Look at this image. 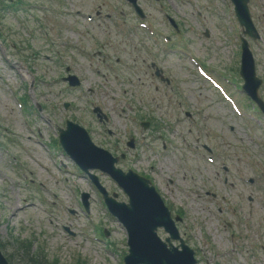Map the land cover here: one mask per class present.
Listing matches in <instances>:
<instances>
[{"label":"rangeland","instance_id":"374dc122","mask_svg":"<svg viewBox=\"0 0 264 264\" xmlns=\"http://www.w3.org/2000/svg\"><path fill=\"white\" fill-rule=\"evenodd\" d=\"M22 1L31 3V6L50 8L46 13L34 9L32 16L23 14L18 19L14 13H6L0 22L1 39L7 48L6 55L0 52V249L10 259V264H29L27 250L16 242L17 238L30 242L28 245L31 244L34 254L38 253L39 256L34 257L40 260V264H120L122 255L117 249L123 251L125 247L126 234L113 218L105 217L100 211L103 205L99 194L86 177H80L81 172L68 158L62 156L61 162L66 170L78 175L71 178L76 190L91 194L89 214L97 220L102 231H107V240L112 243L111 250L115 254L111 253L106 260L97 246L89 245L76 235L91 228L80 214L73 220L66 216L69 210L79 211V202L76 194H70L66 199L59 167L52 168V162L38 146L37 136L44 143L55 139L53 131L42 121L44 116L57 126H62L67 119L76 121L92 130L97 144L103 142L106 129L111 130L110 136L115 135L118 146L125 149L124 153L131 159L120 162L119 166L123 170L132 169L151 176L171 209L183 214L186 227L180 230L188 245L195 250L199 264H264V183L260 179L261 183L248 187L238 180V175L256 178L253 163L261 159L264 164L261 157L264 148L251 145L254 156L243 152L240 141L250 144L247 128L236 120L216 92L196 75L193 67L178 56L160 57L158 63L166 68L175 85L166 87L151 80L145 68L147 50L152 49L160 56L158 50L148 41L140 42L132 37L128 31L130 13L122 21L112 19L107 22L104 17L112 15V11L115 16L119 15L122 9L119 0ZM194 2L202 14L204 27L195 19L185 0H164V6L181 23L190 55L210 68L229 69L233 59L229 48L226 49L221 41L219 19L222 16L214 11L217 2ZM139 5L149 22L165 29L163 18L152 3L140 0ZM249 10L261 37V52L252 49L257 76L263 80L259 93L264 100V0H252ZM67 11H80L96 18L102 15L103 20L97 19L89 24L81 18L66 15ZM230 11L233 12L232 6ZM237 25L235 22L236 34L241 32ZM204 29L209 30L208 38L204 37ZM44 35L49 36L54 48L61 52L57 57H53L47 41L43 40ZM102 45L106 48L103 49L106 55L112 58L120 55L129 62L131 69L116 67L115 73H109L98 63L102 62L101 58L96 56ZM67 66L81 81L80 89L70 90L62 81ZM96 71L102 73L101 77ZM232 75L217 76L232 79ZM130 77L134 78V84L126 80ZM14 91L25 97L26 105L23 106L29 112L31 125L25 122L26 114L19 112ZM42 93L47 95L43 97ZM66 103L68 109L64 108ZM184 106L185 111L193 112L199 125L184 117ZM91 107H97L106 117L108 125L105 130L98 126ZM145 107L153 109L150 117L156 128L150 126L143 131L139 124L143 118L149 117L143 113ZM161 135L166 137L168 148L164 152L168 156L160 151L152 153L149 149L152 146L159 150L163 144ZM132 137L136 149L130 151L125 143ZM174 144L178 147L172 149ZM189 146L201 150L207 146L226 158L231 171L228 187L223 185L218 167L191 155ZM36 158L47 163L49 174L40 172ZM31 176L35 183L58 194L68 210L56 204L49 193L39 196L31 188L24 189V180ZM100 178L107 190L118 194V201L127 200L107 176ZM178 188L189 190L199 198V204L190 202L178 192ZM215 192L224 195L226 200L205 196ZM38 206L50 207V217L41 214L36 209ZM211 211L224 215L232 227L222 225ZM228 232L235 234L234 241L228 239ZM159 234L165 237L162 231Z\"/></svg>","mask_w":264,"mask_h":264},{"label":"water","instance_id":"95a60500","mask_svg":"<svg viewBox=\"0 0 264 264\" xmlns=\"http://www.w3.org/2000/svg\"><path fill=\"white\" fill-rule=\"evenodd\" d=\"M246 2H247V0H243L241 2L237 1V5L239 6V8L242 9L243 7H245ZM141 247H144L148 251L151 259L158 261V262H164L166 264H172L170 261H165V260L157 257L155 254V249L151 245H149L148 243H139V242L133 243L132 257L130 259L132 264L136 263L137 261H139L141 259V254L137 251V249L139 250ZM0 264H6L5 260L1 256V254H0ZM147 264H149V263L147 262Z\"/></svg>","mask_w":264,"mask_h":264},{"label":"bare ground","instance_id":"6f19581e","mask_svg":"<svg viewBox=\"0 0 264 264\" xmlns=\"http://www.w3.org/2000/svg\"><path fill=\"white\" fill-rule=\"evenodd\" d=\"M30 258H32V257H30ZM144 260H146L149 264H153V263L156 262V261L153 260V259H148V258H145V257H144ZM173 263H174V262H173Z\"/></svg>","mask_w":264,"mask_h":264}]
</instances>
